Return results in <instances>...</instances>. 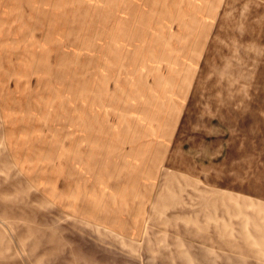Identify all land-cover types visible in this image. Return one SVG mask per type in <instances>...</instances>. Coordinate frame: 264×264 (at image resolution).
Returning <instances> with one entry per match:
<instances>
[{"label": "rangeland", "instance_id": "1", "mask_svg": "<svg viewBox=\"0 0 264 264\" xmlns=\"http://www.w3.org/2000/svg\"><path fill=\"white\" fill-rule=\"evenodd\" d=\"M0 264H264V0H0Z\"/></svg>", "mask_w": 264, "mask_h": 264}]
</instances>
